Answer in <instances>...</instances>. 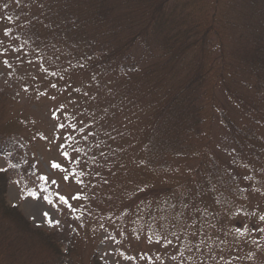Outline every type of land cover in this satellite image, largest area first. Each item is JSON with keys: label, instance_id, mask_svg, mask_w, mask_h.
Here are the masks:
<instances>
[{"label": "rangeland", "instance_id": "374dc122", "mask_svg": "<svg viewBox=\"0 0 264 264\" xmlns=\"http://www.w3.org/2000/svg\"><path fill=\"white\" fill-rule=\"evenodd\" d=\"M148 1L108 0L115 7L113 17L105 19L103 34L98 37L117 46L135 37V45L143 57L141 68L144 74L130 83L115 69L101 74L82 60L86 49L85 36L92 41L93 36H97L95 31L99 32L97 26L90 27L87 23L82 27L85 36L77 35L72 40L58 42V45L50 40L55 35L52 23L56 22V18L58 21V16L64 17L68 8L63 0H0V135L6 132L8 136H13L22 146L19 155L35 168L33 178H27L26 182L19 180L16 174H7L6 203L17 206L31 227L45 233H59L64 241H70L74 248L73 264H93V256L108 264L211 263L209 259L204 263L200 259L202 254L208 256L210 249L200 254L195 245H183V237L181 243L179 239H169L160 232L162 223L159 213L166 211L160 201L172 193L157 197L160 207L155 208L154 222L158 229L152 232L155 235L149 234L146 228L134 231V223L131 226L121 213L122 209L135 207L131 204L133 199H129L133 195L128 192L116 195L120 175L117 180L114 179L105 167L102 172L86 176L87 163L78 161L80 155L75 152L102 136L103 130L112 131L120 127L128 130V135L109 137L107 148L115 151L118 140L119 147L136 142L140 137L138 132L144 130L147 121L150 122L149 119L154 116L152 110L155 109L152 106L144 113L138 112L144 107L141 95L147 93L148 103L156 82L166 86L171 82L186 84L193 74L189 64L195 67L200 65L199 70L205 78L200 91L195 93L201 129H197L196 134L192 132V140L202 148L208 146L214 149L224 166L225 184H220L223 177L215 180L218 188L216 198L220 195L219 191L222 194L226 191L230 177L246 178L248 173L256 175L264 170V155L261 161L257 160L252 154L254 149L246 144L245 137L238 140L231 138L222 126L220 115L223 112L236 122L241 121V128L247 127L246 124L253 118L252 123L257 124L258 128L264 124V110L261 114L257 110L262 108L260 98L264 94V79L257 76L262 75L264 70L252 55L258 48L263 51V10L258 11L257 18L250 1L168 0L164 3L165 10L160 9L157 13V22L149 26L152 15L149 10L156 6L148 5ZM71 2L75 4L79 1ZM56 9H60L58 14ZM22 12L33 15L35 25L42 24L43 27L37 29L39 36L31 45L24 42L25 54L19 55L17 45L24 40L16 37L19 26L16 17ZM257 19L259 25H256ZM106 23H111L107 32ZM188 30L197 35L193 37L196 45L192 46L189 58L186 61L184 57L182 61L167 62L166 49L174 44L171 40H184L183 35ZM201 38L207 41L206 47L200 44ZM142 39H145V43ZM188 45H191L190 40ZM16 60L21 62L18 61L13 70ZM53 84L56 87H52ZM60 124L65 127L60 128ZM75 125L84 126L85 134L89 133L88 140H83L84 135L76 134L80 139L79 144L69 146L67 137L76 131ZM261 130L264 140V127ZM65 152L69 154L68 157L63 155ZM0 160H4L3 166L9 172L13 160L3 155H0ZM53 162L60 163L67 171L52 168ZM177 164L173 161L170 171H163L159 177L160 187H167L171 173L175 177L183 170L178 168L172 171ZM251 167L254 168L250 170ZM73 169L78 172L74 174L76 177L72 175ZM65 175L68 179L63 178ZM44 176L49 178L47 183L41 179ZM194 181L203 182L204 179L198 173ZM197 184L190 189L192 198H189V207L192 212L187 213L189 218L197 216V212L193 214V209L200 205L213 203L214 207L208 183L204 182L202 187H197ZM244 187L246 211L252 213V219H249L251 226L260 229L264 221H260L261 216L256 215L262 213L264 203L261 206L255 203L264 199V194L249 190V185L245 184ZM32 191L54 202L56 207L51 215L60 221L58 225L49 226L39 215L33 219L36 202L29 196ZM58 194L68 199L71 208L59 203ZM76 195H79V200L72 199ZM84 195L93 206L88 210L90 215L87 212L82 220L73 213ZM233 221L236 220L231 219ZM256 221H260L258 227ZM231 226L232 223H227L228 231ZM169 240L171 243H167ZM36 250L32 252L38 253L40 247L36 246ZM142 255L150 259H141Z\"/></svg>", "mask_w": 264, "mask_h": 264}, {"label": "trees", "instance_id": "16d2710c", "mask_svg": "<svg viewBox=\"0 0 264 264\" xmlns=\"http://www.w3.org/2000/svg\"><path fill=\"white\" fill-rule=\"evenodd\" d=\"M78 1L72 4L71 0H63V4L66 3L68 8L64 12V17L58 16V21L56 18V22L52 23L55 35L50 40L58 45V42L72 40L77 35L80 37L85 36L82 27L87 23L90 24V27L95 26L96 28L97 26L100 33L95 31L97 36H93L97 39L92 38L91 41L89 37L85 36L86 49L82 60L87 61L92 69L101 74L110 69H115L130 83L140 78L144 74L141 68L143 57L140 56L138 47L135 45L136 39L134 36L125 40L119 46L112 43V41H102L103 37L98 38L103 34L102 27L105 19L113 17L115 8L113 3L109 4L108 0ZM166 1L168 0H149L147 2L148 5L153 4L156 6V8L153 7L149 10V13L152 14L149 26L157 22L156 15L160 9L165 10L164 3ZM244 1L252 3L255 7L254 13H256L254 16L257 15V18L258 11L262 9L264 13V0ZM59 10H55L57 14ZM55 11L53 13L56 15ZM32 16L22 12L19 17H16V20L19 21L16 37L19 40H24L17 45L19 55L25 54L24 44L26 43L24 42L26 41L31 45V42L39 36L37 29L41 30L43 27L42 24H40L41 26L35 25ZM151 20H154V22ZM259 24L257 19L256 25ZM106 25L107 32L111 27V23H106ZM196 36L192 30H188L186 35H183L184 40L180 38L171 40L174 41V44L166 49L167 62L182 61L184 57L186 61L190 56L192 46L196 45L193 38ZM257 36L258 34H256V38ZM189 40L191 45H188ZM142 41L145 43V39H142ZM200 44H204L206 47L207 41H205V38H201ZM262 48L263 51L258 48L252 55L254 58L256 57L259 67L264 70V45ZM144 58L147 59V56L145 55ZM18 61L21 62V60L14 61L17 63L12 66L13 70L16 69L15 66L18 65ZM199 66L195 67L189 64L188 67L193 74L186 84L171 82L169 86L168 84L166 86L156 82L150 92L151 99L148 103L146 100L147 93L141 95L144 99L142 104L144 107L140 108L138 112L144 113L152 106L155 109L152 110L154 116L149 119L150 122L147 121L144 130L138 132L140 137L136 142L119 147L118 140L115 151L107 148L109 137H126L128 135V130L123 129L124 127H122V130L120 127L112 131L111 129L103 130L102 136L93 139L84 148L75 152L80 155L78 161L81 160V162L87 163L86 176H93L98 172H102L105 167L108 168L109 174L114 179L117 180L118 175H120L116 195L125 192L133 195L129 199H133L131 204L135 207L122 209L123 212L121 213L130 221L131 226L132 222L134 223V231L139 232L146 228L149 234L154 236L155 233L152 232L158 231V229L156 230L157 227L153 217L157 213L155 208L160 207L157 197L165 193H172L171 196L160 201L166 211H162L163 214L162 212L159 213L160 219L162 215L167 216V220L161 219V223L162 225L167 224L168 227L161 225L160 232L164 233L169 239L180 237L179 240L181 243L183 240V245H195L200 254L210 249L208 256L202 254L200 259L203 263L209 259L208 262L211 263L207 264H264V231L252 227L253 225L249 220L252 219V213H249L250 215L247 213L244 204L246 203L245 184L249 185V190L264 194V170L256 175L248 173L246 178L242 176L230 177L226 183V191L223 194L219 191L220 195L216 198L218 188L215 183L224 176V166L219 161L214 149H210L208 146L202 148L192 140V132L196 134L197 129L198 131L201 129L197 115L199 109L196 107L197 97L195 93L200 91L205 78L199 70ZM157 71L158 68L155 72ZM257 77L264 79V72L262 75L258 74ZM116 92L120 95L119 91ZM260 100L262 108H256L259 114L264 110V94ZM220 115L222 116V126L229 132L231 138L238 140L245 137L246 144H249L252 150L254 149L253 156L261 161L264 155V147L262 146L264 140H262L261 128L264 127V124L258 128L257 124L255 126L252 123L253 118L246 124L247 127L241 128V121L236 122L230 115L223 112H220ZM83 127L75 125L76 131L67 137V145L79 144L80 139H77L76 134L84 135L83 140H88L89 133L85 134ZM21 149L22 146L13 136H8L6 132H2L0 135V155L6 157V154H10L7 157L13 160L12 165L14 164L15 167H11L9 172H0V264H73L72 249L74 248L70 241H64L59 233H45L31 227L29 221L17 206H9L6 203L5 195L9 182L7 174H16L19 180L23 182H26L27 178H33L35 174L34 166H29L27 160L19 155ZM205 159H208V161ZM173 161L178 164L172 168V171L178 168L183 170L175 177L171 173L167 187L162 188L160 187L159 177L163 171H170ZM253 168L251 167L250 170ZM75 172L78 173L76 169H73L72 175ZM198 173L204 179L203 182L194 181ZM74 176L76 177V175ZM223 181L224 177L220 184H225ZM197 182V187H202L204 182L208 183L210 195L214 199V207H212L213 203L212 205L203 204L198 206L207 209L210 215L202 217L201 213L197 212V216L194 217L197 223L188 227L184 226V221H187V225H192L193 218H189L187 215V213L192 212V208L183 209L180 202L183 200V203L189 204L192 198L190 189L195 187ZM213 186L215 187L214 191L211 190ZM181 193L184 195L181 196ZM137 203L138 206L136 207ZM258 203L261 206L264 199L256 202L255 205ZM169 204L176 205V207L170 208L168 207ZM91 206H93V203L84 195L80 200V205L76 206L73 216L78 219H85V215L91 209ZM181 211L184 212V218L182 221L177 222L174 217ZM87 215H90V213L88 212ZM263 215L264 210L261 214L258 213L256 217ZM238 217L242 219L238 220ZM231 219L236 221L231 222ZM212 221L214 223H210ZM260 221L262 220L260 219ZM260 221H256L257 227ZM227 223H232L229 231L227 230ZM172 225H176V227ZM181 227H183V230H181ZM260 229H264V223ZM193 232H196V235H192ZM173 233H176V235H173ZM251 235L255 237L253 238ZM181 237H183L182 240ZM36 246L40 247L38 253L32 252L34 249L36 250ZM93 257V264H108L96 256Z\"/></svg>", "mask_w": 264, "mask_h": 264}, {"label": "snow or ice", "instance_id": "6c2138e0", "mask_svg": "<svg viewBox=\"0 0 264 264\" xmlns=\"http://www.w3.org/2000/svg\"><path fill=\"white\" fill-rule=\"evenodd\" d=\"M17 2H19V0H17ZM4 63L7 64V61H4ZM52 87H56V85L53 84ZM59 127L60 128H64L65 126L63 124H60ZM8 155H10V154H6V157L5 158H7ZM63 155L65 157H68L69 154L67 152H65V153H63ZM3 165H4V160H0V172L7 171V169ZM10 166L11 167H15L14 164L13 165H10ZM52 168H54V169H61L62 171H65V172L67 171V169L62 168V165L60 163H56V162H53L52 163ZM63 178L64 179H68L67 175H65ZM41 179H44L46 183L49 180V178L46 177V176L41 177ZM16 183L18 184L19 181H16ZM52 183L55 184V181H52ZM80 183H83V181H80ZM211 190L214 191L215 190V187L213 186ZM183 195L184 194L181 193V196H183ZM29 196L31 197V199L33 201L36 202L35 212L33 213V219H36L37 215H39L41 219H44V220L47 221V223L49 224V226H56V225H58L60 223L59 220L54 219L53 216L51 215L52 210H54L55 207H56V205L54 204V202L52 200L47 199V197H42L40 195V193L35 192V191L29 192ZM72 199L79 200L80 197H79V195H76V196H73ZM58 201H59L60 204L68 205V207L71 208V205L68 204V199L65 196L58 194ZM180 204H181V207L183 209H187L190 206L189 204L183 203V200H181ZM47 206H52V207L51 208H48ZM168 207L175 208L176 205L169 204ZM196 212L201 213V216L202 217L203 216H206V215H210V213H208L207 209H204V208H201V207L194 208L193 209V213H196ZM183 218H184V212L183 211H181L180 213H177L176 216L174 217V219L177 222L182 221ZM153 219H155V217H153ZM161 219L162 220H167V216L162 215L161 216ZM260 219L262 221H264V216H261ZM196 223H197V221L195 220V218H193L192 225H187V221L185 220L184 221V226L191 227V226H194ZM162 226L163 227H168L167 224H164ZM172 226L173 227H176V225H172ZM181 230H183V227H181ZM259 230L260 231H264V229H259ZM173 235H176V233H173ZM192 235H196V232H193ZM177 239H179V237H177ZM157 243H159V240H157ZM167 243H171V241L169 240V241H167ZM125 258L126 259H133V260L136 259L135 257H125ZM145 258L150 259V257H145L143 255L141 256V259H145ZM173 259H175V257H173Z\"/></svg>", "mask_w": 264, "mask_h": 264}]
</instances>
